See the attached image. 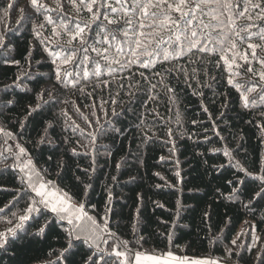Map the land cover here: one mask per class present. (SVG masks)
<instances>
[{
    "label": "trees",
    "instance_id": "1",
    "mask_svg": "<svg viewBox=\"0 0 264 264\" xmlns=\"http://www.w3.org/2000/svg\"><path fill=\"white\" fill-rule=\"evenodd\" d=\"M41 2L47 7L37 11L30 0H0V232L15 228L25 214L30 202L26 192L35 197L28 187L31 176L33 182L39 179L67 193L107 224L115 236L105 235L100 242L106 253L124 241L140 254L264 264V200L254 195L261 186L258 177L264 175V80L258 75L264 72L259 62L264 40L238 41L235 58L228 53L229 61L235 60L232 68L216 53L197 49L169 60L140 57L151 61L144 67L127 44L121 45V54L115 40H105L103 25L118 26L101 18L86 35L88 45L107 48L105 55L120 61L109 74L91 47L83 53L79 38L71 40L69 32L92 15L79 0V10L70 0ZM132 19L135 24L136 17ZM203 19L209 22V17ZM234 19L237 30L252 23L247 16ZM62 21L69 31L58 27ZM254 22L259 27L253 33L264 30V21ZM160 35L167 40L171 33ZM212 36L214 43L220 39L218 32ZM248 43L260 45L256 58ZM71 51L77 52L71 63L51 54ZM245 53L250 64L241 59ZM254 86L255 91H247ZM20 147L26 150L23 155ZM41 210L45 215L33 213L17 229L11 247L0 249V264L57 261L68 245L70 226L53 221L36 236L54 215ZM76 243L60 264H85L92 250L87 241ZM117 259L124 264L113 253L112 260Z\"/></svg>",
    "mask_w": 264,
    "mask_h": 264
},
{
    "label": "snow or ice",
    "instance_id": "2",
    "mask_svg": "<svg viewBox=\"0 0 264 264\" xmlns=\"http://www.w3.org/2000/svg\"><path fill=\"white\" fill-rule=\"evenodd\" d=\"M70 3L75 5L77 10H79L77 0H70ZM30 4L37 11L46 9L47 7L41 0H30ZM79 4L83 5L88 13L92 15L90 20L83 26L76 24L75 28L69 32L71 40L79 38L83 53H88L89 47H91V50L96 52L97 56L107 63L109 74H111L112 65L120 64V61L118 59L110 60L105 55L108 51L107 48L101 50L94 45H88V37L86 35V29H89V25L100 21L101 18L107 21L109 25L118 26L117 29H109L107 25H103L104 32L107 33L105 40L107 41L108 37L115 40L117 42L116 50L121 54L124 53V48L121 45L127 44L132 56L136 57L135 62L142 63L144 67H148L151 61L145 62L140 57L162 55L164 60H169L170 58L175 59L188 52H192L193 49H197L200 52L216 53L221 57L224 64L232 68L235 60L233 59L230 62L228 53H231L233 58H235L238 41L251 40L253 36H259L261 40H264V30L256 33L251 31L253 27H259V25L255 24V20L264 21V0H243L242 4L240 0H115V3L112 0H79ZM12 7L13 3H9L8 8ZM236 9L241 10L237 13ZM20 11L23 12V9H20ZM252 12H255V17L251 14ZM5 15H7V12H5ZM114 16L115 18H113ZM205 16L209 17L208 23L204 22L203 17ZM236 16H247V20L252 23L237 30V24L234 19ZM133 17H136L135 24L132 19ZM48 20L50 23H53L50 17ZM225 20L228 23H225ZM145 21H149V23H145ZM212 21H215V23H212ZM58 27L63 28L66 32L69 31L68 24L63 21ZM145 29H149L150 31H145ZM225 29H227V32ZM162 31L171 33L167 40L163 39L160 35ZM117 32H119V36ZM212 32L220 34V39H215V43ZM242 33L246 35H242ZM97 34L101 33L98 32ZM158 36H160V39H157ZM152 43L156 44L155 49L151 47ZM161 45H164V47L161 48ZM209 45L213 46L209 47ZM258 47L260 45L256 43H248V48L252 50L251 56L253 58H256ZM51 54L57 58L63 56L64 63H71L77 56L76 51L68 53L52 52ZM84 59L87 61L89 57L85 55ZM241 59L245 63H251L247 53ZM55 62L53 60V63ZM259 62L264 64V60ZM236 67H240V65L237 64ZM248 71L251 72L252 68L249 67ZM94 73L97 76L101 74L99 60L95 61ZM65 74L68 76L72 75L70 72H66ZM83 75L87 78L89 75L88 71L84 70ZM258 75L261 80H264V72H260ZM56 78L61 79L59 70L56 72ZM231 82L232 79L230 77L229 83ZM72 83L78 82L73 80ZM255 90L254 86L247 91L252 92ZM243 99L245 107H247L249 103L248 95H244ZM260 101L264 102V95L260 96ZM0 131H3V129H0ZM6 135L10 134L6 133ZM25 152L26 150L23 147L19 148L21 155ZM23 170L22 168L21 171ZM241 171H244V169L241 168ZM258 179L261 181V186L260 190L255 192L254 195L259 200H264V175L258 177ZM236 183H242V181H236ZM28 187L35 193V197H32L31 193L26 192L30 202L29 206L25 209V214L19 217V223L15 228H9L5 232H0V249L2 250H8L11 247L12 237L18 235L17 229L22 228L24 222L28 221L33 213L45 215L41 209L47 208L54 215L52 216V220H46L38 228L36 236L43 235L48 225L53 221H67L70 226L67 230L68 245L59 254L54 264H60L61 261L67 260L68 256L65 253H68L70 256L72 250L78 246L76 242L83 243L84 241L88 242L89 248L92 250L85 264H97V261H102L103 264H118V259L116 261L112 260L113 253L116 258L123 257L124 264H144L145 261H150L151 264H171L173 260L176 261V264H218L217 261L209 260H194L189 262L186 259L173 257L172 253H168V258L165 259L151 255L145 256L132 249H128L127 242L124 241L114 244L112 251L106 253L105 249L101 248L97 241L102 239L103 235L115 236V233H112L108 229L107 224H104L102 227L93 217L87 215L83 206H77L67 193L53 190L46 182H41L39 179L33 182L32 177L29 176ZM84 221H88L87 226L84 225ZM104 242L107 243L106 240ZM120 244L124 245V250L117 251L116 249L120 247Z\"/></svg>",
    "mask_w": 264,
    "mask_h": 264
},
{
    "label": "rangeland",
    "instance_id": "3",
    "mask_svg": "<svg viewBox=\"0 0 264 264\" xmlns=\"http://www.w3.org/2000/svg\"><path fill=\"white\" fill-rule=\"evenodd\" d=\"M232 173H234V172H231L230 174H232ZM227 180H228V178H226L225 181H227ZM53 190H56V189H53ZM75 204H76L77 206H83L82 204H79V203H75ZM83 208H84V206H83ZM84 210H85V212L87 213L88 216L93 217L89 212L86 211L85 208H84ZM93 218H94V217H93ZM94 219H95V218H94ZM95 220H96V219H95ZM96 221H97V220H96ZM78 223H79V222H78ZM97 223H99L102 227H103V225H104V223L99 222V221H97ZM84 225L87 226V225H88V221H84ZM104 237H105V235H103V238L100 239V240H98L97 242L100 244V242H102V240L104 239ZM255 240H257V236L254 237V241H255ZM142 255H145V256H149V255H151V256H156V257L161 258V259L168 258V253L165 254V255H158V254L144 253V254H142ZM172 255H173V257H179V258H182V259H186V260L189 261V262H190V261H194V260H209V261H217L218 264H224V263H222V262H220V261H218V260H216V259H210V258H207V257H201V256H179V255H175V254H172ZM144 264H151V262H150V261H145ZM171 264H176V261H175V260L171 261Z\"/></svg>",
    "mask_w": 264,
    "mask_h": 264
}]
</instances>
